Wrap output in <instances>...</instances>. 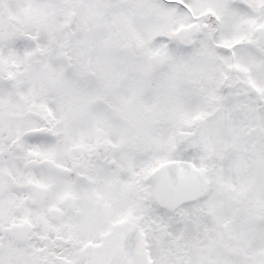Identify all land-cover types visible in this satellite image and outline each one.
Listing matches in <instances>:
<instances>
[{
    "label": "snow or ice",
    "instance_id": "6c2138e0",
    "mask_svg": "<svg viewBox=\"0 0 264 264\" xmlns=\"http://www.w3.org/2000/svg\"><path fill=\"white\" fill-rule=\"evenodd\" d=\"M0 264H264V0H0Z\"/></svg>",
    "mask_w": 264,
    "mask_h": 264
}]
</instances>
